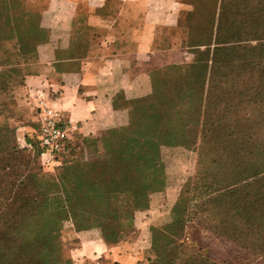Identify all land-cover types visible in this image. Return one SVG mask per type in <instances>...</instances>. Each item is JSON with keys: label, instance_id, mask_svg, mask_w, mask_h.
I'll return each mask as SVG.
<instances>
[{"label": "rangeland", "instance_id": "obj_1", "mask_svg": "<svg viewBox=\"0 0 264 264\" xmlns=\"http://www.w3.org/2000/svg\"><path fill=\"white\" fill-rule=\"evenodd\" d=\"M47 1L20 0L22 9L38 17ZM147 3L148 14L133 11V5ZM123 4L119 20L113 11L117 2L110 1L108 17L118 24L115 32L123 29L129 38L141 36V49L151 47L150 59L140 67L148 74L141 76L139 92L130 90L118 98L124 102L119 103L124 107L119 137L110 129L88 138L87 155L71 139L69 159L80 158L90 168L97 158L103 159L109 171L99 177L104 182L111 181L112 167L120 165L115 170L118 179L134 182L145 192L139 205L133 204L134 197L106 195L109 208L119 215L105 230L108 239L99 218L89 221L98 227L82 232L71 220L62 222L57 264L86 260L75 259V250L82 238L95 237L110 250L121 244L132 250L148 245L151 264H264V213L259 206L264 195L256 183L244 181L252 166L264 175V0H140L120 3L118 9ZM87 16L81 11L84 28L76 32L84 37ZM41 29V38L48 37V30ZM4 35L2 28L0 37ZM17 46L14 37L0 40V73L11 76L20 59L29 64L35 60L34 51L21 53ZM21 68L9 87L0 86V103L6 104L5 111L0 109V162L10 166L4 179L12 183L38 173L54 181L56 170L41 168L26 153L19 152L14 161L10 155L12 148L19 150L17 127L28 119L29 101L18 87L26 70ZM226 174L243 187L234 190ZM103 211L99 207V213ZM251 214L256 223L246 221ZM11 217L0 215L5 224ZM181 218L182 230L175 226ZM260 229L258 237L250 234L256 243L232 232ZM113 233L117 236L109 240Z\"/></svg>", "mask_w": 264, "mask_h": 264}, {"label": "crops", "instance_id": "obj_2", "mask_svg": "<svg viewBox=\"0 0 264 264\" xmlns=\"http://www.w3.org/2000/svg\"><path fill=\"white\" fill-rule=\"evenodd\" d=\"M110 1L117 2V9L109 6ZM126 1L140 3V0L47 1L40 26L48 30L49 36L37 46L35 60L29 64L20 59V64L13 66L11 76L0 73V86L9 87L14 81L12 76H17L21 67H26L18 84L29 101L28 119L16 130L19 148L34 137L38 109L44 106L59 111L63 120L75 127L71 139L80 143V151H88V147H83L84 142L88 145V138L124 125V107L119 105L124 102H118V98L130 90L139 92V80L148 74L140 67L150 59L151 48L141 49V36L129 38L123 35V29L115 32L118 24H115L116 20L110 21L108 14L113 10L120 20L124 4L118 9L119 4ZM138 6L140 9L133 5L134 12L143 10L148 14L151 10L148 3ZM81 11L88 13L85 22L88 37L76 33L84 28L80 23ZM135 41L137 46L134 48ZM26 54H21V58L25 59ZM5 107V103H0L1 111H5ZM82 239L75 250V259L101 257L102 262L106 261L104 258L110 259L109 263L112 260L117 264H151L148 245L132 250L121 244L110 250L97 237Z\"/></svg>", "mask_w": 264, "mask_h": 264}, {"label": "trees", "instance_id": "obj_3", "mask_svg": "<svg viewBox=\"0 0 264 264\" xmlns=\"http://www.w3.org/2000/svg\"><path fill=\"white\" fill-rule=\"evenodd\" d=\"M40 21L41 17L21 8L20 0H0V31L3 28L5 34L4 37H0V40L14 37L21 53L36 52L39 43L47 38H41L43 31ZM24 34L27 35L26 40L22 39ZM37 40H41V42L38 43ZM35 41H37L36 44H34ZM123 131L124 129L120 128L110 130L117 138L119 132ZM86 145L84 142L83 147H88ZM73 148L74 146L71 145L66 155L62 157L60 166L54 169L57 172L54 181H46L43 176L35 173L14 179L15 181L12 183L5 182L4 176L7 175L10 166L0 162V172L3 173V176L0 175V215L12 214L10 221H7L8 224L0 219V264H57L59 261L58 237L62 222L71 220L75 230L82 232L98 227L96 224L89 225V223L91 224L89 221L99 218V221H103L100 226L102 227L101 231L104 233L105 239H108L105 230L112 226L110 223L119 217V215L116 216V210L109 208L110 194L113 198L117 194L134 197L133 204H140L145 188L134 185V182L123 184L118 179L121 175L115 171L120 165L112 167L114 172L110 171L111 181L104 182L102 177L99 178L101 175L109 173L104 160L100 159L99 161L97 158L90 168L88 162H82L79 157H77L78 160L69 159ZM19 152L30 155L39 163L37 153L21 148L19 150L11 149L10 155L13 161L17 159L16 156ZM84 154L87 155L88 151ZM151 165L153 168L154 164H149V167ZM88 168H90L89 171ZM134 169H136L135 166L130 167V172H134ZM247 171L248 176L244 178V181L256 183L257 191L264 195V175L253 166L249 167ZM223 175L225 173L221 174V176ZM226 176L229 183L236 182V179H231L230 175L226 174ZM131 177H135V175L132 173ZM215 178L218 182H224L221 178ZM234 184L233 189L236 191L243 187V184L240 187L238 182ZM109 186L111 189L105 191L104 189ZM126 186L128 187L126 188ZM23 191L25 192L23 193ZM179 204H181V198L178 201ZM259 206L261 213H264V198ZM99 207H103V214L99 213ZM183 207L185 208V206ZM176 211L174 210V213ZM176 213L182 214L179 210ZM250 216L246 221L256 223L253 214ZM177 220L175 226L182 230L184 221L182 218ZM260 223H264V220ZM232 232L237 238L246 240L252 239L250 234L258 237L263 233V229L253 233H249L247 230L242 232L233 230ZM113 235L114 233L109 235V240L117 236ZM234 235L231 236L234 237ZM252 241L257 242L256 239H252Z\"/></svg>", "mask_w": 264, "mask_h": 264}, {"label": "built area", "instance_id": "obj_4", "mask_svg": "<svg viewBox=\"0 0 264 264\" xmlns=\"http://www.w3.org/2000/svg\"><path fill=\"white\" fill-rule=\"evenodd\" d=\"M36 124L34 137L21 149L37 153L40 166L45 170L53 171L60 166L62 157L72 145L71 137L75 127L69 121H64L59 111L47 106L38 109ZM78 264L117 263L102 262L101 258L96 257L92 260H82Z\"/></svg>", "mask_w": 264, "mask_h": 264}]
</instances>
